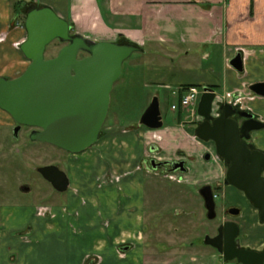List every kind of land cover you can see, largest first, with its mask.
<instances>
[{"label":"crops","instance_id":"0c3cea01","mask_svg":"<svg viewBox=\"0 0 264 264\" xmlns=\"http://www.w3.org/2000/svg\"><path fill=\"white\" fill-rule=\"evenodd\" d=\"M44 7L53 8L61 17L74 23L78 33L85 37L98 41H117L124 37L140 46L142 54L147 57L155 53L145 50L148 45L153 46L158 41L166 43L177 50L163 55L167 62L169 58L179 56L191 60V65L177 69L161 65L148 72L147 81L162 86L174 82L178 89L211 87L219 100L229 103L241 97L239 103L264 121V96H257L251 90L252 85L264 83V0H0V78L15 79L30 65L20 49L21 43L27 39L24 15L26 9ZM180 42L188 48L179 49L177 44ZM238 55L243 58V72L231 64ZM220 90L224 93L219 94ZM179 111L178 126L173 129L144 126L149 130L147 136L161 140L167 154L173 156L164 160H189L184 183L196 186L221 176L220 163L207 162L203 157L211 144L197 137L195 125L185 124L189 122L188 112L183 109L176 112ZM127 137H131L128 132ZM253 139L264 150V130L255 131ZM128 142L129 139L125 152L135 151L136 148L133 149ZM179 152L183 156L174 155ZM122 183L123 190L119 192L116 187L101 189L96 182L89 181L85 184L95 190L92 193L88 187H82L81 191V182L77 180L75 189L80 192L71 189L67 206L55 208L53 217L47 212L42 213L50 220L49 232L59 229L61 236L67 232L68 239L67 242L45 243L42 264L151 263L153 257L146 254L143 244L120 246L121 233L135 231L137 219L143 221L140 207H144L141 182L125 177ZM229 191L235 190L228 188ZM239 196L230 197L229 202L243 207L238 219L241 245L261 250L264 224L260 213L251 202ZM65 219H68V225H59L57 220L66 223ZM55 220L59 226L53 223ZM21 244L26 249L25 255L33 250L30 247L34 243L30 239L24 237ZM125 248L128 250H123ZM214 249L218 253L203 254L217 259V263L225 261ZM53 251L60 257H52ZM121 251H126L125 256H121ZM154 257L156 264H204L196 256L188 262L186 258L161 261L160 255Z\"/></svg>","mask_w":264,"mask_h":264},{"label":"rangeland","instance_id":"374dc122","mask_svg":"<svg viewBox=\"0 0 264 264\" xmlns=\"http://www.w3.org/2000/svg\"><path fill=\"white\" fill-rule=\"evenodd\" d=\"M73 32L78 33L76 27ZM152 45L145 50L156 54L147 57L137 51L124 63L122 76L111 95L109 115L100 140L84 154L32 141L25 133H20V140L17 139L9 125L14 123L13 118L0 108V264H42L45 243L67 242V232L63 236L59 229L49 232L50 220L42 213L53 217L55 208L67 206L71 189L80 192L75 189L77 180L81 182V191L82 187H88L94 193L91 185L85 184L92 181L101 189L113 186L122 192L125 177L141 182L144 207H140L143 221L137 219V229L121 233V247L143 244L149 257L154 259L160 255L161 261L175 257L177 260L186 258L188 262L196 256L204 264H239L237 260L217 263V259L203 254L218 253L205 244V238L216 234L219 220L209 218L205 202L197 192L200 185L184 183L187 177L182 172L157 170L151 164V160L161 161L173 156L167 154L161 140L147 136L149 130L140 124L142 116L156 97L160 100L165 123L162 129L178 126L181 114L172 110L179 102L173 95L177 84L169 82L168 86H162L149 82L148 72L161 65L176 69L191 65V60L179 56L167 62L163 55L177 50L160 41ZM185 45L180 42L177 47L187 49ZM64 46L65 43L54 41L47 49V59L56 57ZM85 56L86 53L80 54V58ZM127 132L131 137H127ZM128 139L135 151L125 152ZM153 145L156 148L153 149ZM180 154L174 153L175 156ZM50 165L58 166L69 176L71 185L67 191H57L39 172V168ZM218 206L221 208V202ZM218 213L220 216L221 212ZM65 220L66 223L57 221L67 226L68 219ZM57 221L53 223L57 225ZM24 237L34 243L30 247L33 250L26 255L21 244ZM263 247L261 245L260 249ZM125 252L121 251V256H125ZM51 256L60 257L54 251ZM153 259L149 264H156Z\"/></svg>","mask_w":264,"mask_h":264},{"label":"water","instance_id":"95a60500","mask_svg":"<svg viewBox=\"0 0 264 264\" xmlns=\"http://www.w3.org/2000/svg\"><path fill=\"white\" fill-rule=\"evenodd\" d=\"M25 27L27 39L20 49L30 65L15 79L0 78V108L20 127L41 129L31 134L32 141L49 143L73 154L82 153L99 142L109 115L111 95L122 76L124 63L135 52L141 51V47L133 43L121 45L116 41H96L80 33L71 35L69 21L51 7L30 11ZM56 40L66 45L56 57L47 59V49ZM81 53L88 56L80 58ZM231 64L243 72L241 55ZM251 90L264 96V83L252 85ZM204 92L198 107L203 122L198 125L196 135L201 140L216 142L220 156L232 163L227 184L246 194L264 224V153L255 150L254 146L249 147L247 142L252 131L264 129V122L256 120L251 112H243L241 114L248 122L240 127L232 117L231 103L223 105L222 116L215 119L213 105L219 97L211 87H204ZM140 124L150 129L163 128L158 97L144 113ZM172 164L174 171L179 167L186 171L184 161ZM39 172L57 191L69 189V176L58 166L42 167ZM201 194L209 218L216 219L212 188L204 187ZM240 214L241 210H238L235 216ZM240 231L238 223L228 222L220 227L218 236H206L205 244L216 248L227 262L264 264V249L242 246L237 239Z\"/></svg>","mask_w":264,"mask_h":264},{"label":"flooded vegetation","instance_id":"af4514ba","mask_svg":"<svg viewBox=\"0 0 264 264\" xmlns=\"http://www.w3.org/2000/svg\"><path fill=\"white\" fill-rule=\"evenodd\" d=\"M75 34H76V32H73V29H72L71 30V35H75ZM116 42L121 44V45H129L130 44L127 41L125 42L122 38H119ZM86 56H88V54H86ZM257 96H259V95H257ZM233 100L230 102L232 104V106H233L231 110L234 113L232 117L239 122L240 127H241L244 123L248 122V118L243 117L241 113H243V112H251V111H249L247 108L243 107V105H241L239 103L240 100H241V97H238V99L234 98ZM225 104H229V102L219 100L218 98L214 101L212 116L215 119L219 118L220 116H222V114L224 112L222 110V106L225 105ZM251 113H253V112H251ZM254 115H255V119L256 120L262 121L256 114H254ZM13 121H14V123L13 124L10 123L9 125L13 128L15 137L17 139H19V140H20V133H25L31 139V134L33 132L41 130L39 128L29 127V126H25V125H22L20 127L19 124L17 122H15L14 119H13ZM189 122H190V124L192 123V125H195L196 127H198V125L201 122H203V118L199 114H197L194 117H191L189 119ZM262 122H264V121H262ZM16 130H17V132H16ZM261 130H264V129H261ZM254 132L255 131L251 132V138L247 141L248 145H249V147L254 146L255 150H258V151H261V152L264 153V150L259 148L254 143V139H253V133ZM206 142L211 144V148L205 152L203 157H204V159L207 162L211 163V162L216 161V162L220 163L221 168H222V174L219 177H214V178H211V179H207L206 181L202 182L200 184V186L197 188V192L200 195V197L204 200V198H203V196L201 194L202 189L204 187H207V186H210L212 188V193L214 194V197H215L216 212H217V217H216L215 220H219V224L217 226V232H216L215 235L212 236V237H216V236L219 235V229H220V227L222 225H224V224H226L228 222H236V223L239 224L238 219L240 218V216L243 213V207L241 206V204H239V203H230L229 202V198L233 197V196L236 197L239 194L240 195L239 197H243V198H245L248 201H249V199L247 198L246 194L243 191L239 190L238 188H236L235 186H233L231 184H227V182L229 181L228 173H229V170H230V168L232 166V163L229 164L226 161V159H224V158H222L220 156L219 151H218V147H217V144H216L215 141L210 140V141H206ZM153 161L157 165V168H154ZM183 161L185 162L186 171L183 172L180 167H179L178 170L174 171L173 170L174 165L172 164V162H178L179 163V162H183ZM188 161H189L188 159L161 160V161L160 160L159 161L151 160V164H152L153 168L157 169V170H169V171H173V172H182V173L186 174V173L189 172ZM44 167H46V166H44ZM263 177H264V174H263ZM228 188H231L232 190H235V191H233L232 193H231V191L228 192ZM24 190H28V187H24ZM204 202H205V200H204ZM218 202H221V208L218 206ZM205 206H206V204H205ZM238 210L239 211L241 210V215L235 216V213ZM218 211L221 212L220 216H219ZM237 239L239 240V243L241 244V241H242V233H241V231H240V234H239ZM225 241L226 240H225V236H224V243H225ZM262 249H264V248H262Z\"/></svg>","mask_w":264,"mask_h":264},{"label":"built area","instance_id":"2783aa9c","mask_svg":"<svg viewBox=\"0 0 264 264\" xmlns=\"http://www.w3.org/2000/svg\"><path fill=\"white\" fill-rule=\"evenodd\" d=\"M174 95L179 97V102L172 106V110L183 109L188 112L190 117L198 114V107L203 96L204 88L200 86H188L175 90Z\"/></svg>","mask_w":264,"mask_h":264},{"label":"trees","instance_id":"16d2710c","mask_svg":"<svg viewBox=\"0 0 264 264\" xmlns=\"http://www.w3.org/2000/svg\"><path fill=\"white\" fill-rule=\"evenodd\" d=\"M34 8H30V9H26V11H25V15H24V22L26 21V16H27V14L30 12V11H32ZM70 23V25L72 26V29L73 30H75V24L74 23H72L71 21L69 22ZM125 42L127 41V42H129L130 44H132L130 41H128L126 38H124V37H121ZM180 110H182V109H180Z\"/></svg>","mask_w":264,"mask_h":264}]
</instances>
